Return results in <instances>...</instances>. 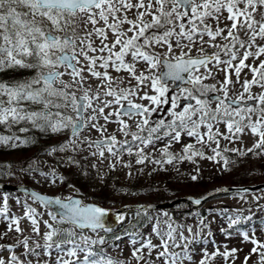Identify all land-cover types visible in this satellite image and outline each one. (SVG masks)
I'll return each instance as SVG.
<instances>
[{
    "label": "snow or ice",
    "instance_id": "snow-or-ice-1",
    "mask_svg": "<svg viewBox=\"0 0 264 264\" xmlns=\"http://www.w3.org/2000/svg\"><path fill=\"white\" fill-rule=\"evenodd\" d=\"M208 48L214 51L208 52ZM9 68L33 69L36 75L25 81L0 82V125L10 128L30 122L41 131L50 129L53 133L70 127L75 137L91 122V128L102 137L85 141L88 147L95 145L93 156L104 158L107 151L119 162L126 152L135 155L136 164L147 161L161 171L175 162L195 163L196 157L215 160L222 151L240 152L237 148L221 151L219 138L234 142L246 134V129L258 137L247 152L264 153V0H0V71ZM245 69L251 79H242ZM112 72L127 73V86L113 87L124 81L119 75L113 77ZM214 73H223V79ZM65 76L70 78V84L65 83ZM89 78L98 82L95 91ZM209 79L217 82L206 83ZM170 82L186 86L176 92ZM237 84L242 89L237 99L225 103ZM254 86L261 89L258 94L252 92ZM73 87L77 91L83 88V95L78 97L76 91L70 90ZM210 93L219 94L211 97ZM134 98L147 103H137ZM244 101L255 104L233 107ZM23 102L42 105V110H28ZM162 105H169L166 111L170 119L153 123V113L160 111ZM68 107L77 113L75 118L51 111ZM88 109L96 115L85 120L82 113ZM100 118L103 124L99 123ZM128 121L135 125V132L130 131ZM110 122L119 125L124 140H117L115 135L104 136ZM220 123L225 125L227 134L220 132ZM182 134L194 138L195 143L184 145L180 154L170 152L172 143H180ZM165 137L168 143L160 149L159 158L145 152ZM19 140L0 136L3 145L15 147ZM74 143L70 140L52 152L65 151ZM196 144L210 147L213 155L205 156ZM69 162L78 163L71 158ZM223 163L226 168L228 161L224 159ZM3 167L0 165V169ZM110 167L114 170L116 164ZM123 167L130 168L131 164ZM40 175L45 179L51 176L53 184L63 182V177L54 171ZM191 179L197 177L193 175ZM31 198L43 205L48 220L43 219L45 213L27 203L22 205V216L11 214L9 196H0V220L6 223L0 241L9 233L18 236L15 243H0V264H124L96 246L107 244L97 231H110L105 227L106 218L114 215L123 222L126 212L84 205L71 197L49 198L33 192ZM53 205L57 206L54 211ZM140 211L146 209H138L137 215ZM163 216L168 217V213ZM228 219L229 228L240 223L239 217ZM21 221L28 222L30 228L21 227ZM163 223L161 228V221L156 218L150 235L137 233L130 240L131 261L190 264L193 256L189 246L197 242L199 233L193 234L192 227H188V237L183 231L177 233V227L168 220ZM198 227L201 232L207 227L203 219ZM84 229L97 233V238L85 235ZM25 231L32 235H24ZM221 231L229 234L226 229ZM241 235L254 245L244 264H248L251 255L259 257L257 264H264V243L257 241L254 233L252 237L247 231ZM153 236L159 243H153ZM113 239L119 241L122 237ZM236 251L203 249L198 264H212L217 257L235 259Z\"/></svg>",
    "mask_w": 264,
    "mask_h": 264
},
{
    "label": "rangeland",
    "instance_id": "rangeland-1",
    "mask_svg": "<svg viewBox=\"0 0 264 264\" xmlns=\"http://www.w3.org/2000/svg\"><path fill=\"white\" fill-rule=\"evenodd\" d=\"M99 43V41H97ZM251 63V61H249ZM139 67V66H138ZM7 70V69H5ZM4 70V71H5ZM0 71V72H4ZM111 71V70H110ZM113 77L119 75L124 81L123 83L117 82L114 84L115 87H126L127 86V73H111ZM217 75L218 79H223V73H214ZM247 74V75H246ZM36 75V71L33 70L29 77L23 79L29 80ZM242 79H251V73L247 69L241 73ZM65 83H71L68 76L63 77ZM233 79L235 77L233 76ZM4 82V80H0ZM206 83L213 84L216 80L209 79L205 81ZM89 83L91 84L92 90L95 91L97 88V81L94 78H89ZM133 84L135 81L132 82ZM58 86V85H57ZM171 87V84H170ZM71 91H76V94H83V88L79 91L75 87L70 89ZM179 90H176L178 92ZM239 84L236 85L235 90L229 92V98L237 99V94L241 92ZM261 91L258 87H253L252 92L258 94ZM219 94L210 93L209 95ZM222 95V94H220ZM103 99H110L102 97ZM137 103H147V101H140L138 98H134ZM249 105H254L255 101H248ZM226 103V102H225ZM32 106L30 110L40 111L42 110V105L31 104L23 102L22 106ZM95 106V104H94ZM215 108V103L211 105ZM24 107V106H23ZM169 105H162L161 110L153 113L151 118L152 122L158 121L160 119L168 120L170 119L167 115V108ZM51 111L55 113L56 111L62 112L65 116L76 117L75 112L71 107L55 109L52 108ZM106 112L108 109L105 110ZM92 115H96L89 109L86 118L89 119ZM115 119V118H113ZM127 120V117H124ZM255 119V117H253ZM130 125V131L135 132V125L131 121H128ZM90 123L88 127L75 137H69L70 127L63 129L60 132L53 133L50 129L41 131L40 128L33 127L30 122H21L19 124L12 125L10 128L0 125L2 131L0 136H15L19 137V141H15L17 146L3 145L0 147L4 150H12V154H2L0 153V165L4 167L0 169V180L18 184L24 183L32 185L39 190L51 194H58L62 198H68L72 196H80L84 201L98 203L104 207L118 208L126 204L135 203H147L151 202L152 197H160L154 201H168L174 199L175 196L168 195L164 196L165 191L168 186L165 184L166 180L159 176L160 169L157 165L145 162L143 165H138L135 163V155H128L126 152L123 154L121 160L117 162L115 157H112L107 151H105L104 158H100L98 155L93 156L92 152L96 151L95 147H88L85 141H90L95 138H102L100 133L95 129L91 128ZM100 124H103V118L99 120ZM221 133L227 134V129L223 123L218 125ZM21 128H26L28 131L21 132ZM106 134L115 135L118 140L122 141L125 139L123 134L119 131V125L117 123H107ZM203 130V129H202ZM43 135L40 136V133ZM244 135L241 136L239 140L230 142L228 140L220 139V150L225 148L232 149L237 148L240 152L226 151L229 155H232V161L229 162L223 154L221 157H216L215 160L211 159H201L199 157L195 158V163L189 162L187 160L183 162L174 163L173 165H165L166 172L170 173L168 178L176 183L182 182L180 186H177L178 196L187 195L188 193L201 196L205 193L215 190L214 188H220L230 184L229 176H226L229 172H235L237 174L246 173L247 183L244 184H259L264 182V153L254 154L252 152H247L248 148H251L253 144L258 140V137L253 136L247 129ZM48 137L49 140H42ZM31 139L32 142L38 144L35 148L27 153H21L17 151V147L21 146L20 141H26ZM130 139V137H129ZM75 141L74 144L69 145L65 151H55L52 152L53 148L59 149L61 146L68 144V141ZM48 143L52 144L51 148H48ZM168 143V138L157 141L154 146H149L145 149V152L153 158L160 157V149L164 148ZM188 143H195V139L182 134L180 143L173 142L170 152L180 154L184 145ZM47 148V151H41L42 148ZM197 148H202L205 156H212L213 152L208 146H202L196 144ZM211 147H216L212 144ZM246 152L245 155L240 153ZM259 152V150H257ZM51 153V154H50ZM69 158L73 161H78V163H70ZM8 159V160H6ZM224 159L228 161L229 168L226 170L223 168ZM6 160V161H3ZM115 163L116 167L113 170L110 164ZM131 164V167H123V164ZM95 165V167H93ZM184 168L180 170V166ZM25 169V170H22ZM155 169V171H154ZM35 170V171H33ZM55 172L57 176L63 177V182H57L53 184L51 182V176L45 179L44 176L40 175V172L50 174ZM220 171H223L220 173ZM131 172V175L129 173ZM199 175L198 180H191L190 177L193 175ZM219 179L218 182L213 184H203L204 181L210 180L211 178ZM190 178V179H189ZM240 177H236L239 179ZM181 180V181H179ZM225 180V181H224ZM165 182V183H164ZM201 183L203 184L201 186ZM174 185V183H173ZM207 185V186H204ZM9 196V209L11 214L16 216H22L24 209L22 205L27 203L31 207L36 208L38 212L45 213L43 219L48 220L49 217L46 213L45 208L37 203L28 196L24 195H10L0 191V196ZM20 201V204L17 203ZM191 207H175V210H183L182 215H186V209ZM205 208L204 216L198 213L199 209L191 210L189 217L186 222H175L171 212L166 209L161 211H150L145 216L143 215H131L129 216L128 223L121 225L116 230H110L105 232L103 230H97L100 236H104L107 244L103 247L107 256L113 258L114 260L123 261L124 264H135V261H131V246L130 240L135 238L137 233L148 236L151 234V229L155 223V219L158 218L161 221V228L164 227V221L168 220L177 227V233L183 231L185 236L190 237L187 231L188 227H192L193 234L199 233L196 236V243L190 245V250L192 252L193 259L190 264H198L199 259L203 254V249H207L212 252L214 249L219 248L221 252L231 249H236L235 259L229 257L227 261L217 257L212 264H244L245 257L249 256L253 244L249 241H244L242 232L247 231L249 236L252 237L254 233V238L264 243V189L258 190L252 193H233L227 196H216L213 199L206 201L203 205ZM167 212L168 217H164L163 213ZM229 217L235 219L240 218V223L229 228ZM250 219H246L249 218ZM261 217V219L259 218ZM203 219L204 223L207 225L206 228L201 232L198 227L199 221ZM130 224L134 228V237H128L125 234L126 227ZM21 227L30 228V225L26 221H21ZM56 227L66 228L68 225H56ZM221 229H226L229 234H225ZM6 230V223L0 220V232ZM42 227V231H43ZM209 232L211 235H209ZM85 235L97 238V233L91 230L83 231ZM24 235H32L30 231H25ZM115 236H121L122 239L119 241L114 240ZM18 236L15 233H9L7 238L0 243L12 244L15 243ZM34 239H39L34 237ZM43 243L42 240L39 241ZM32 243V241H30ZM153 243H159L158 239L153 236ZM118 244L119 247H114L113 245ZM19 251H22L20 249ZM174 251H181V249H174ZM259 257L257 255H251L248 260V264H257ZM189 264V262H185Z\"/></svg>",
    "mask_w": 264,
    "mask_h": 264
},
{
    "label": "water",
    "instance_id": "water-1",
    "mask_svg": "<svg viewBox=\"0 0 264 264\" xmlns=\"http://www.w3.org/2000/svg\"><path fill=\"white\" fill-rule=\"evenodd\" d=\"M82 115H83V113H82ZM0 188H2V189L19 190V191L28 193L30 195H31V193L35 192V193H37L39 195H43V196H46V197H49V198H57V197L60 198L57 195H51V194L43 193V192H41L39 190H36V189H34V188L30 187V186H27V185L10 186V185H6V184H0ZM261 188H264V184H259V185H256V186L223 187V188H221V189H219L217 191L211 192V193H209V194H207L205 196H202V197L186 196V197L179 198V199H177L175 201H172V202H164V203H157V204H133V205L123 206V207H121L119 209H111V208H105V207H102V208L108 209L110 212H115L116 210H120V211L128 213V212H137V210L141 209V208L146 209V210L158 209V208H169V207H172L176 203L181 202V201H186V202L191 203L193 206H198V205L202 204L212 194L227 193L229 191H240V192L255 191V190L261 189ZM72 198L75 199V200L81 201L82 204H84V205L100 206V205L95 204V203H89V202L83 203V200L81 198H79V197H72ZM195 200H200L201 203L200 204H196ZM56 207L57 206H55V205L51 206L53 211L56 210ZM140 212H143V211H140ZM120 222L121 221L117 220L114 215H110L105 220V227L106 228H114L117 225H119ZM84 230H86V229H84Z\"/></svg>",
    "mask_w": 264,
    "mask_h": 264
},
{
    "label": "trees",
    "instance_id": "trees-1",
    "mask_svg": "<svg viewBox=\"0 0 264 264\" xmlns=\"http://www.w3.org/2000/svg\"><path fill=\"white\" fill-rule=\"evenodd\" d=\"M226 176H229V179H227V180L230 181V184H244V183L248 182L246 173L237 174L235 172H229ZM161 177L166 180V183L165 182L164 183L168 186L164 195L178 194L176 187L180 186L182 184V182L176 183L173 180L169 179L167 175H163ZM236 177H240V178L236 179ZM218 181H219V179L214 177V178H211L210 180L204 181L203 184H213V183H216ZM173 183H174V185H173ZM203 184L201 183V186ZM204 186H207V185H204ZM152 198H154V197H152ZM173 219L175 220V222H182V221L186 222L188 218L186 215L184 216V215H182V213H178L176 216H173Z\"/></svg>",
    "mask_w": 264,
    "mask_h": 264
},
{
    "label": "flooded vegetation",
    "instance_id": "flooded-vegetation-1",
    "mask_svg": "<svg viewBox=\"0 0 264 264\" xmlns=\"http://www.w3.org/2000/svg\"><path fill=\"white\" fill-rule=\"evenodd\" d=\"M207 51H208V52H212V51H214V49L208 48ZM94 104H95V102H94ZM86 120H87V119H86ZM87 126H88V124L86 125V127H87ZM109 136H111V135H109Z\"/></svg>",
    "mask_w": 264,
    "mask_h": 264
}]
</instances>
